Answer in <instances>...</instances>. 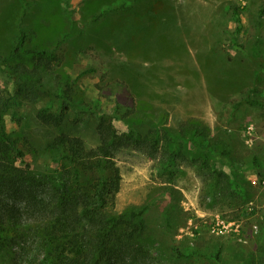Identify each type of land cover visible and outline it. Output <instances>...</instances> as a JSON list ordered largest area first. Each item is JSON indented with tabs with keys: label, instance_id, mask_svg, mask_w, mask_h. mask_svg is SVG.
Masks as SVG:
<instances>
[{
	"label": "rangeland",
	"instance_id": "rangeland-1",
	"mask_svg": "<svg viewBox=\"0 0 264 264\" xmlns=\"http://www.w3.org/2000/svg\"><path fill=\"white\" fill-rule=\"evenodd\" d=\"M20 28L27 39L14 54ZM35 49L54 52L51 70L30 74ZM84 69L93 72L74 84L61 126L43 125L37 112L59 108L65 81ZM0 89L4 126L47 185L59 133L88 151L100 121L130 138L114 154L113 211L145 209L143 242L164 264H264V0H0ZM193 127L207 129V147L182 134ZM146 135L156 142L135 144ZM233 169L242 180L231 196ZM19 252L0 250V264H25Z\"/></svg>",
	"mask_w": 264,
	"mask_h": 264
},
{
	"label": "trees",
	"instance_id": "trees-1",
	"mask_svg": "<svg viewBox=\"0 0 264 264\" xmlns=\"http://www.w3.org/2000/svg\"><path fill=\"white\" fill-rule=\"evenodd\" d=\"M109 9H103L100 16ZM233 16L239 29L241 17L237 9ZM26 39L27 32L20 28L14 54L22 51ZM30 52L36 60L30 74L39 75L37 67L41 66L51 70L50 63L56 58L53 51L35 49ZM92 72V69H84L71 82L65 81L58 95L62 99L60 107L53 109L49 103L37 112V119L43 125L59 128L66 117V101L72 99L70 92L74 84ZM7 102L0 89V250L17 246L25 264H33L24 257H31L35 250L43 254L37 264H164L143 242L145 209L113 211L121 181L114 154L122 145L127 146L130 138L118 137L110 124L100 121L99 147L88 151L81 138L59 133L52 144L61 152L53 160L55 173L47 185L31 174L24 153L4 126ZM190 130L182 129V134L190 135L192 145L208 146L206 128ZM153 138L146 135L135 144L149 148L156 142ZM176 156L174 152L168 153L163 161V174L173 176L170 168ZM253 164L260 162L254 158ZM230 173L232 177L227 185L229 194L234 196L240 193L242 179L234 169ZM10 201H18L19 207L10 205ZM172 251L181 255L176 248ZM219 255L217 250L213 256L216 262Z\"/></svg>",
	"mask_w": 264,
	"mask_h": 264
},
{
	"label": "built area",
	"instance_id": "built-area-1",
	"mask_svg": "<svg viewBox=\"0 0 264 264\" xmlns=\"http://www.w3.org/2000/svg\"><path fill=\"white\" fill-rule=\"evenodd\" d=\"M217 225V224H216ZM218 226V225H217ZM222 227L224 228V227H226V226H224V225H222ZM227 228V227H226ZM217 228H215V227H213V230H216Z\"/></svg>",
	"mask_w": 264,
	"mask_h": 264
}]
</instances>
